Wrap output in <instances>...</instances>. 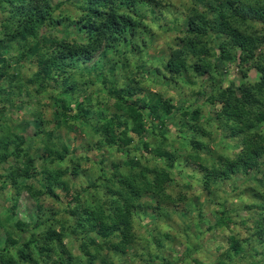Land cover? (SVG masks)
I'll return each mask as SVG.
<instances>
[{
    "label": "clouds",
    "instance_id": "1",
    "mask_svg": "<svg viewBox=\"0 0 264 264\" xmlns=\"http://www.w3.org/2000/svg\"><path fill=\"white\" fill-rule=\"evenodd\" d=\"M117 2L124 6L116 14L131 26L103 59L109 41L97 48L91 29L108 22L111 6L100 8L97 18L91 0L0 2V146H8L7 160L0 162V256L15 264H264V184L258 182L264 180V157L259 170L247 165L248 152L264 148V139L256 138L258 130L264 137V124L252 126L264 114V103L254 101L247 115L231 121L218 115L225 110L221 92L264 87V0H213L215 7L199 0ZM33 8L47 11L48 18L37 37L24 41L18 34L28 29ZM225 10L228 31L240 45L232 50L241 61L236 71L225 76L209 59L213 78L199 71L195 58H186L188 70L174 79L173 57L189 47L190 18L202 17L214 30ZM37 42L39 52L30 53ZM221 44L226 41L215 37L207 44L214 58ZM249 44L257 48L252 58ZM97 61L103 65L99 72L92 70ZM48 65L54 68L43 80ZM117 95L143 105L162 97L173 109L165 131H159L151 107H143L139 128ZM236 98L243 96L236 92ZM194 108L201 112L198 126L183 115ZM57 111L68 114L59 126L52 116ZM75 116L87 120V127ZM113 117L116 134L126 131L132 138L127 151L110 146L103 125ZM17 138L24 140L19 152ZM49 143L68 149L55 164L45 151ZM124 161L142 170L139 187L148 189L133 202L137 210L130 223L122 218L121 184L112 179L129 175ZM26 172L34 178L24 181ZM140 204L152 205L147 215ZM101 207L106 228L84 222ZM102 231L111 235L105 239L98 235Z\"/></svg>",
    "mask_w": 264,
    "mask_h": 264
},
{
    "label": "trees",
    "instance_id": "2",
    "mask_svg": "<svg viewBox=\"0 0 264 264\" xmlns=\"http://www.w3.org/2000/svg\"><path fill=\"white\" fill-rule=\"evenodd\" d=\"M3 2V0H0ZM200 3H203L205 7H215L213 0H199ZM92 3V15L99 18L102 14L100 13V8L111 6L112 14L111 18L108 20L107 23L100 24V25H93L91 29V34L96 37V47H101V42L104 39L109 41L108 47L104 48L101 52L100 56L103 59L109 49L115 50L116 46L120 43H123V33L124 31L131 26L128 18L119 17L118 19L115 18L114 15L116 14V9L118 6H124L123 3L118 5L117 0H91ZM50 9V5H49ZM217 11H220L218 8ZM223 20H218L216 22L215 29L212 30L210 22L204 20L202 17L193 16L190 18L191 20V27L188 29V36H189V47L183 49L180 53L176 54L173 57L176 71L170 73V75L175 79L179 76H182L185 71L188 70L186 64V58L192 59L195 58V61L198 65L200 72H208L210 76H213V72L209 69V65L207 61L212 59L213 64L212 67L222 70L223 74H229L230 67L239 64L241 61L239 59V52L232 51L233 49H238L240 45L236 43L235 38L232 36L231 32L228 29L231 27V17L230 14L225 10L222 12ZM47 11L43 14L37 11L35 8L32 9V14L28 21V29L18 34V38L24 41H27L28 36L37 37L38 29L44 24L45 20L47 19ZM212 37H215L217 40L226 41V44H221V53L218 58L213 57L212 50L207 47L208 43H211ZM47 39L46 37L44 38ZM248 48V56L252 58L256 55L257 48L255 45H247ZM40 43L33 45L29 51L32 54H36L39 52ZM261 59H264V53H261ZM73 62L75 63V58H73ZM243 63H247V61H243ZM103 65L97 61V63L93 66V71L99 72L102 69ZM54 66L48 65L45 72L40 74V78L43 80H47L48 75L53 71ZM197 69L194 68L193 71ZM245 75H248L246 72ZM3 76V72L0 71V77ZM213 78H215L213 76ZM110 94H115V89L113 85H110L108 88ZM135 89H131L130 92H134ZM236 92L242 94L243 99L236 98ZM69 94V99H70ZM118 101L123 105L126 109L127 115L131 118L135 124L143 129V116L141 112L143 111V107H151L153 108V112L151 115H154L158 118L159 122V131L163 133L166 129L165 121L166 118L172 115L173 109L172 107H165L167 104L166 101H163L162 97L156 96L151 97L150 105H143L142 102L137 101H125L123 96L117 95L116 97ZM89 97L85 98V103H87ZM210 99H216V97H210ZM219 99L225 102V110L223 113H219L218 115L226 118L227 120L231 121L234 115L238 116H245L248 113L245 111V108L248 106H252L253 102L264 103V87H260L258 89H247L244 88L236 89L235 92L233 91H223L220 93ZM67 104V101L65 102ZM87 115V113H86ZM186 120L193 123L194 125L198 126V122L200 121L201 112L198 108L192 109L191 112L185 111L183 113ZM57 126L62 122V118H67L68 114L63 111H57L52 113ZM76 119L80 123V127L86 128L88 125L87 120H81V117L75 116L72 117ZM264 124V114L253 123V127L259 129V126ZM35 125L37 128L40 127V122L36 121ZM153 127H156V124H153ZM103 128L107 132V137L111 142L110 146H116L118 150L127 151L130 146L132 145V138L128 136L127 132H122L119 136L117 133V118L113 117L109 119L106 124L103 125ZM97 132L100 131V128L95 129ZM204 131V129H202ZM251 131V129H245L244 132L247 133ZM195 136H199L200 133H194ZM206 136H210L211 133L205 132ZM257 139H264V137H260L259 130L256 132ZM24 140L22 138H17L16 140V148L19 152L21 150V146L23 145ZM193 149L196 152H201L202 149H197L196 145H192ZM205 147L211 148V144L206 145ZM49 153L48 159L51 161L52 164H55L57 160H62L65 155H67L68 149L67 146H63L61 149H57L54 145L49 143V146L45 149ZM215 151V149H212ZM0 162H4L7 160V153H8V146L2 145L0 146ZM207 155V153H205ZM264 157V148H261L259 152H257L254 148L248 152V160L247 165H251L253 169L259 170L260 169V158ZM124 166L129 169V175L127 177H121L119 175L113 176V180H116L121 184V191L119 192V196L126 202L125 214L122 217L125 219L126 223H130V217L133 213L136 212L137 206L133 204L134 201L140 200L141 196L144 192L148 191L147 188L139 187V181L142 179L143 173L142 170L140 172L134 171L136 165L131 161H124ZM246 165V167H247ZM117 170L121 167L120 163H116L112 165ZM206 166V165H205ZM31 167V159L29 158V168ZM34 177L30 174V172H26L25 176L23 177L24 181H28L33 179ZM211 180V177L209 178ZM168 180V176L162 175L160 177L161 185H163L164 181ZM261 184H264V180L258 181ZM45 189L47 185H44ZM29 191H33L29 188ZM34 196H39L43 198L42 193H37L33 191ZM140 209H145L144 215H147V209L152 207L151 204H140L138 206ZM174 210V209H173ZM84 222H91L92 224H99L101 228H106L107 225L105 224V216L103 214V209L95 211L92 213V216L88 218V221ZM264 227V225H261ZM98 235L103 236V238L107 239L111 233L108 232H98ZM9 240L11 241V233H9ZM15 243V241H11ZM127 251V249H125ZM29 253L25 252L23 259H27ZM0 264H15V262H11L9 260H5L3 256H0ZM31 264H35L34 261Z\"/></svg>",
    "mask_w": 264,
    "mask_h": 264
},
{
    "label": "rangeland",
    "instance_id": "3",
    "mask_svg": "<svg viewBox=\"0 0 264 264\" xmlns=\"http://www.w3.org/2000/svg\"><path fill=\"white\" fill-rule=\"evenodd\" d=\"M116 19H118L120 16L118 15H114ZM112 16L109 17V19L111 18ZM236 71V67L235 66H231L230 67V73H234ZM225 76H227V74H225ZM114 86V85H113ZM88 101V100H87ZM255 174V173H254Z\"/></svg>",
    "mask_w": 264,
    "mask_h": 264
}]
</instances>
